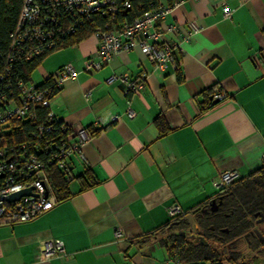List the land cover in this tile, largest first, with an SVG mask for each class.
Segmentation results:
<instances>
[{"label":"crops","instance_id":"crops-1","mask_svg":"<svg viewBox=\"0 0 264 264\" xmlns=\"http://www.w3.org/2000/svg\"><path fill=\"white\" fill-rule=\"evenodd\" d=\"M225 2L231 17L218 0H186L167 16L174 29L164 37L182 47L178 68L156 69L136 46L86 70L98 57L93 36L46 55L31 81L42 84L71 62L78 77L62 84L52 109L94 136L84 158H69V198L33 220L0 224V264H181L161 230L181 215L197 228L195 214L217 195L220 173L244 178L263 164L264 0ZM192 22L201 29L183 41ZM126 72L146 73V87L127 95L107 81ZM218 91L228 96L214 99ZM56 238L65 255L42 259V243Z\"/></svg>","mask_w":264,"mask_h":264},{"label":"built area","instance_id":"built-area-1","mask_svg":"<svg viewBox=\"0 0 264 264\" xmlns=\"http://www.w3.org/2000/svg\"><path fill=\"white\" fill-rule=\"evenodd\" d=\"M186 0L173 4L162 3L143 12L133 20L122 18L119 0H23L19 19L11 45L12 54L0 71V224H14L37 218L58 203L51 180V168H57L69 176V158L73 154L84 158L83 146L94 134L83 127L73 128L57 117L52 109L55 89L68 80L78 77L79 71L68 62L50 77L47 85L26 82L12 73L15 62H23L68 46L69 40L79 31L91 27L98 41V57L90 58L86 70H99L122 52H130L139 46L145 56L162 72L171 65L178 68L182 47L164 37L174 29L165 23L167 16ZM195 1V0H192ZM225 15L231 17L232 9L226 5ZM122 7L131 6L124 0ZM192 30L183 37L189 40L193 32L201 29L192 22ZM148 75L132 77L129 73L111 75L108 82L118 80L127 95L141 92ZM88 95V94H87ZM228 95L218 91L214 99L223 100ZM38 107H47L45 120L37 114ZM133 115L134 112L128 109ZM120 116L116 115V119ZM35 124L22 139V122ZM264 164V156H263ZM241 177L236 169L219 174L214 180L218 192L230 187ZM31 189V193L19 199H10L16 192ZM180 206L169 208L171 215L179 213ZM121 230L116 231L120 235ZM66 248L62 239L42 243L40 257L48 259L64 256Z\"/></svg>","mask_w":264,"mask_h":264},{"label":"trees","instance_id":"trees-1","mask_svg":"<svg viewBox=\"0 0 264 264\" xmlns=\"http://www.w3.org/2000/svg\"><path fill=\"white\" fill-rule=\"evenodd\" d=\"M124 0H119L122 18L133 20L143 12L156 8L162 3L173 4L176 0H129V8L122 7ZM23 0H0V69L7 64L12 54L11 45ZM91 27L76 33L69 45L88 37ZM46 56H40L23 62H15L12 73L22 80L30 82L33 71ZM0 70V71H1ZM46 81L40 86L47 85ZM60 88L55 89L54 93ZM47 107H38L37 114L45 120ZM33 122L24 120L22 139L28 136L35 126ZM51 180L58 197V202L70 197L69 176L57 168H51ZM92 183L85 188L91 187ZM218 203L216 210L211 209V201L195 214L197 228L193 229L184 216L171 221L161 234V240L170 254L181 264H252L248 258L253 252L264 249V232L256 219L264 216V164L251 175L239 178L230 187L217 193L213 198ZM189 232H182L183 229ZM258 228L262 235L253 233ZM159 232V231H158ZM246 234H249L248 236ZM260 236L263 239H260ZM259 264V263H258Z\"/></svg>","mask_w":264,"mask_h":264},{"label":"water","instance_id":"water-1","mask_svg":"<svg viewBox=\"0 0 264 264\" xmlns=\"http://www.w3.org/2000/svg\"><path fill=\"white\" fill-rule=\"evenodd\" d=\"M30 193H31V189H25V190H22L20 192H16V193L12 194L10 196V199H19L21 196L28 195ZM217 208H218V203H217L216 199H212V201H211V209L212 210H216ZM202 210L203 211H207L206 208H203ZM187 217L190 218L191 220H193L192 222L194 223V219H193L192 216H184V219H187ZM262 219H263V217H262ZM253 233H257L258 235H262L261 231L258 228H256L253 231ZM246 235L248 236L249 234H246Z\"/></svg>","mask_w":264,"mask_h":264},{"label":"flooded vegetation","instance_id":"flooded-vegetation-1","mask_svg":"<svg viewBox=\"0 0 264 264\" xmlns=\"http://www.w3.org/2000/svg\"><path fill=\"white\" fill-rule=\"evenodd\" d=\"M263 217V219H262ZM256 222L258 223V226L261 230H263L264 232V216L262 215L261 217L256 219ZM263 252V251H262ZM262 252L258 251V252H253L252 254H250L248 260L252 263V264H258L257 260L261 259V255ZM257 262V263H256Z\"/></svg>","mask_w":264,"mask_h":264},{"label":"rangeland","instance_id":"rangeland-1","mask_svg":"<svg viewBox=\"0 0 264 264\" xmlns=\"http://www.w3.org/2000/svg\"><path fill=\"white\" fill-rule=\"evenodd\" d=\"M33 79H35V81L38 80V72H36V73L33 74ZM260 239H263V238L260 236ZM223 263L226 264L225 261H223Z\"/></svg>","mask_w":264,"mask_h":264}]
</instances>
